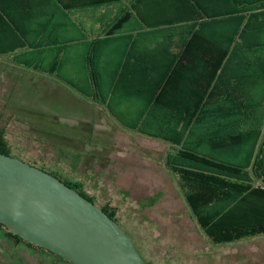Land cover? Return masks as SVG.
Returning a JSON list of instances; mask_svg holds the SVG:
<instances>
[{"label": "trees", "instance_id": "1", "mask_svg": "<svg viewBox=\"0 0 264 264\" xmlns=\"http://www.w3.org/2000/svg\"><path fill=\"white\" fill-rule=\"evenodd\" d=\"M7 6L0 2V29ZM103 9L104 36L80 37L91 45L83 58L88 92L68 84L100 100L110 112L114 98L138 92L143 113L135 117L136 125L128 116L112 114L124 126L174 149L166 158L167 171L212 246L264 237V92L257 87L264 81V0H57L56 11L74 16ZM133 20L138 33L165 29V49L156 40L157 46L144 52L137 45L151 41L138 36L129 40L116 61L99 44L130 23L132 27ZM73 22L86 31L83 22ZM20 38L31 47L28 37ZM13 46L0 50V56L11 55L29 70L61 78L64 49L54 66L34 67L33 53H18L20 44ZM146 94L150 96L144 98ZM0 153L10 156L1 127ZM64 183L93 202L77 185ZM101 210L117 222L114 210ZM0 240L5 248L0 249V264H13L22 251L32 252L33 258L48 255L50 264H70L2 225ZM6 249L15 255L6 259Z\"/></svg>", "mask_w": 264, "mask_h": 264}, {"label": "rangeland", "instance_id": "2", "mask_svg": "<svg viewBox=\"0 0 264 264\" xmlns=\"http://www.w3.org/2000/svg\"><path fill=\"white\" fill-rule=\"evenodd\" d=\"M83 37L77 49L65 50L69 59L62 62L61 78L0 65V127L10 156L56 174L98 207L114 210L118 224L152 264H264V237L212 246L201 233L167 171L166 158L174 150L169 144L124 126L100 100L68 84L88 92L83 58L91 45ZM129 121L136 125L138 119ZM3 244L0 240L1 250ZM6 252V259L15 255ZM31 253H17L13 264L53 262Z\"/></svg>", "mask_w": 264, "mask_h": 264}, {"label": "water", "instance_id": "3", "mask_svg": "<svg viewBox=\"0 0 264 264\" xmlns=\"http://www.w3.org/2000/svg\"><path fill=\"white\" fill-rule=\"evenodd\" d=\"M0 225L70 264H147L101 208L57 177L2 153Z\"/></svg>", "mask_w": 264, "mask_h": 264}, {"label": "crops", "instance_id": "4", "mask_svg": "<svg viewBox=\"0 0 264 264\" xmlns=\"http://www.w3.org/2000/svg\"><path fill=\"white\" fill-rule=\"evenodd\" d=\"M0 2L4 5H9L6 7L5 11L8 16L3 17L4 24L1 25L0 29V35L3 38H1L0 50L5 51L14 48V44H20V46L16 48V52H32L33 59L35 60L32 64L34 67L54 66L56 64L55 59H57L58 52L63 51V49L64 52L69 49H77L81 42L75 41L79 40L83 33L86 35L99 33L104 36L103 31L107 21L105 15L107 12L106 9L101 10V12H82L74 16H69L68 14L60 15L58 11H56L57 0H0ZM73 20L83 22L86 31L74 27ZM133 23L134 25L132 27L130 23V25L119 34L104 40L102 39L104 43L102 45L101 43L99 44L101 47H104V50L113 53V59L116 60L117 58L116 61L120 60L119 55L128 47L127 43L129 40L131 38L136 39L138 36L146 41H151V43L147 45H137L138 48L144 47L142 48L144 52H151L149 50L157 46L156 40L159 42L158 45L165 49V39L163 38L165 36V29L145 28L138 33L136 32L137 30L133 28L137 25L136 21L133 20L132 24ZM10 37L13 38L14 42L10 41ZM20 37H28V43L31 44V47H27L24 39ZM24 45L26 47H23ZM43 52L51 53L54 57L45 58L44 56H40L39 54ZM21 59L24 60V58ZM65 59L67 60L69 58L62 56V62L66 61ZM42 61H47L48 64H42ZM0 65L8 68H17L18 70H24L25 68L15 63L13 56H0ZM259 82L257 86L258 91L264 92V81L259 80ZM136 93L138 92L133 90L129 94L130 96H126L124 99L114 98L112 113L128 117H137L141 115L143 109L140 103L141 101L139 100H142V98L135 95ZM149 96V94H146L143 97L148 98ZM130 101H134V104ZM132 110H137L136 114L132 112ZM136 185L145 188V185L140 182Z\"/></svg>", "mask_w": 264, "mask_h": 264}, {"label": "flooded vegetation", "instance_id": "5", "mask_svg": "<svg viewBox=\"0 0 264 264\" xmlns=\"http://www.w3.org/2000/svg\"><path fill=\"white\" fill-rule=\"evenodd\" d=\"M44 170V169H43ZM51 174V173H50ZM51 175H53V176H55V177H57L58 179H60L58 176H56V174H51ZM61 180V179H60ZM62 181V180H61ZM64 182V181H63ZM78 191V190H77ZM79 192V191H78ZM96 205V204H95ZM99 208H101V207H99ZM118 223V222H117ZM130 236V235H129ZM131 237V236H130ZM134 241V240H133ZM138 249V248H137ZM141 254V253H140ZM142 256V255H141ZM146 262H147V264H152V263H150L149 261H147L146 259H144Z\"/></svg>", "mask_w": 264, "mask_h": 264}]
</instances>
